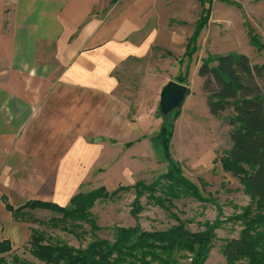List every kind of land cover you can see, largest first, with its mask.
Here are the masks:
<instances>
[{"label":"crops","instance_id":"crops-1","mask_svg":"<svg viewBox=\"0 0 264 264\" xmlns=\"http://www.w3.org/2000/svg\"><path fill=\"white\" fill-rule=\"evenodd\" d=\"M176 1L0 0V241L15 249L31 235L4 197L68 205L96 172L123 185L136 146L157 152L129 118L120 75L157 62L155 49L173 54L161 34Z\"/></svg>","mask_w":264,"mask_h":264},{"label":"trees","instance_id":"trees-1","mask_svg":"<svg viewBox=\"0 0 264 264\" xmlns=\"http://www.w3.org/2000/svg\"><path fill=\"white\" fill-rule=\"evenodd\" d=\"M200 2L202 14L188 41L189 55L198 49V36L211 17L213 0ZM251 41L258 49L264 48V43L256 35L251 34ZM198 74L203 79L202 90L210 113L215 117H221L225 111L232 113L227 117L232 127V146L220 159L224 171L238 178L250 197L242 211L229 218L239 222L242 229L237 238L228 239L223 244L225 262L222 264H264V63L252 64L246 54L229 52L203 59ZM176 81L189 85L184 75ZM179 109L166 117L160 111L163 121L159 132L151 139L155 149L162 151L167 169L152 182L139 180L133 185H120L113 191L105 186L80 191L64 206L30 199L15 207L4 197L6 207L16 220L40 222L79 238L88 233L91 236L85 247H76L46 230L32 227L23 247L28 246L30 254L41 264H206L214 247L216 230L224 223L220 217L223 210L218 205L219 216L213 221L203 222L204 229L198 231H192L188 222L174 211L175 202L183 198L202 202L211 199L185 175L180 161L171 152L174 120ZM132 189L135 191L131 210L134 217L138 219L144 210L141 197L146 196L148 204L164 209L176 223L165 229L153 230L144 229L139 223L115 225L111 228L113 239L101 237L98 232L102 227L92 211L95 204L101 199L117 200L121 192ZM37 209L57 215L47 221L38 220L33 214ZM85 225L89 226V231L85 230ZM12 250L9 239L0 241V264H9L3 254ZM184 259L187 261H182ZM12 261L29 264L17 254L12 256Z\"/></svg>","mask_w":264,"mask_h":264},{"label":"rangeland","instance_id":"rangeland-1","mask_svg":"<svg viewBox=\"0 0 264 264\" xmlns=\"http://www.w3.org/2000/svg\"><path fill=\"white\" fill-rule=\"evenodd\" d=\"M202 8L200 0L175 2L172 12L168 15V27L163 28L161 34V38L174 41L173 54L168 55L163 49L158 48L154 50L153 55V58L155 56L158 58L157 62L153 61L149 65L150 62L145 59L141 63H128L124 73L120 75L122 83L120 94L130 105L131 121L137 122L138 127L142 126L146 135L154 136L159 132L163 121L159 105L160 92L165 81L186 76L189 91L174 120L171 152L180 161L185 175L211 199L202 202L193 198H183L175 202L174 211L188 222V227L192 231H198L204 229L203 222L213 221L219 216L218 205H221L223 212L220 217L224 223L216 230L214 247L206 264H222L225 262L223 244L228 239L237 238L242 229L239 222L229 218L240 213L242 207L250 202V197L244 191L240 180L224 171L222 167L220 158L232 146L230 137L232 127L227 121V117L232 113L225 111L221 117H215L210 113L198 68L203 59L229 52L246 54L252 64L264 63V48L258 49L251 41L253 34L264 43V0H213L210 20L198 36V49L189 55L188 41L195 32ZM135 149L144 153L136 160L137 162L134 159H127L132 170L127 173V179L120 184L133 185L139 180L150 183L167 169L160 149L156 150L157 154L148 144H141ZM106 181V177L102 178V175L99 176L96 172L94 181L83 190L89 191L101 185H105L109 191L117 188L118 185L113 186ZM134 199L135 191L132 189L121 192L117 200L97 201L92 211L102 227L98 232L101 237L113 239L111 228L115 225L133 226L139 223L144 229L153 230L165 229L176 223L164 209L148 204L146 196L141 197L144 210L139 213L137 219L131 213ZM33 214L36 219L44 221L57 215L42 209L35 210ZM28 224L30 228L46 230L50 235L76 247H85L91 240L90 233L79 238L70 232L53 229L40 222L31 221ZM84 227L89 231V226ZM23 245L3 254L9 264H15L12 261L14 254L28 260L29 264H41L30 254L29 247Z\"/></svg>","mask_w":264,"mask_h":264},{"label":"water","instance_id":"water-1","mask_svg":"<svg viewBox=\"0 0 264 264\" xmlns=\"http://www.w3.org/2000/svg\"><path fill=\"white\" fill-rule=\"evenodd\" d=\"M188 91L189 86L186 84L176 80L167 82L160 93L159 108L162 115L169 116L174 110L179 109Z\"/></svg>","mask_w":264,"mask_h":264}]
</instances>
